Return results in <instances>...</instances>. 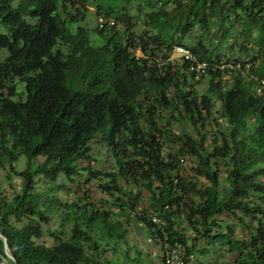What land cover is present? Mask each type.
Wrapping results in <instances>:
<instances>
[{"label":"trees","instance_id":"16d2710c","mask_svg":"<svg viewBox=\"0 0 264 264\" xmlns=\"http://www.w3.org/2000/svg\"><path fill=\"white\" fill-rule=\"evenodd\" d=\"M94 140L110 171L90 169ZM0 167L21 180L0 190L7 264H138L131 219L161 261L264 264V0H0ZM80 176L107 197H78Z\"/></svg>","mask_w":264,"mask_h":264},{"label":"rangeland","instance_id":"374dc122","mask_svg":"<svg viewBox=\"0 0 264 264\" xmlns=\"http://www.w3.org/2000/svg\"><path fill=\"white\" fill-rule=\"evenodd\" d=\"M18 1V0H15ZM87 9H89L88 13V20L91 24L97 22L96 18V12L94 7L91 5L86 6ZM179 56L176 53V49L171 53V58ZM92 153L95 160H88L90 169L92 171H110L111 167V158L109 150L107 149L106 145H103L102 143L98 142V140L92 141ZM184 167L190 168L192 165V159H190L188 156H184L181 159ZM88 165L84 162L83 166ZM16 168L18 170H22L25 167V162L23 159H20L15 164ZM8 173V167L6 169L0 167V190L2 191V196H9L13 191L20 189L21 180L18 177L13 176L11 178V184H8L6 181V175ZM76 182H70L68 183L69 187L71 188L72 192H75L78 197H80L83 193H87L92 200H95L98 202V200L103 199L107 197V194L103 191V189L100 187V184L97 180H89L86 176H80L75 177ZM64 180L63 176L59 177L58 183H62ZM37 181V189L40 187H43V180L41 178H38L36 176ZM103 183V182H102ZM65 192L64 190L59 191L58 195L70 200L71 197H73V194ZM101 201V200H100ZM222 217V216H220ZM56 216L53 218V220L50 222L48 226L44 227V234L39 239V241L45 243L46 245H51L53 242V238L46 232V229H54L57 227L56 223ZM222 219L232 225L234 229V237L237 239L243 240L246 237V234L248 233L247 228L242 226L240 223L236 222L235 220L231 218H223ZM127 238L126 243L122 244L123 247H126L127 245L130 246L129 256L131 258L136 257L139 262L138 264H160L162 257V252L160 249V245L153 241L151 238H149L147 231L145 230L143 224H138L134 222V220H130L129 223H127ZM138 250L140 252L142 260L136 256L135 250ZM109 258L115 259V257L110 253L108 255ZM232 255L227 252H220L219 255L212 254L210 257H206L204 260L206 262L210 261H217V262H223L224 260L231 259ZM0 264H7L5 260L1 259Z\"/></svg>","mask_w":264,"mask_h":264},{"label":"built area","instance_id":"2783aa9c","mask_svg":"<svg viewBox=\"0 0 264 264\" xmlns=\"http://www.w3.org/2000/svg\"><path fill=\"white\" fill-rule=\"evenodd\" d=\"M176 53L179 56H182L183 58L190 60L193 59V56L191 55V53L183 48V47H177L176 48ZM198 69L199 68H204L205 67V63H198L196 66ZM180 263V259L178 256L177 251L172 250L170 253H168L165 257H164V261H161L160 264H179Z\"/></svg>","mask_w":264,"mask_h":264},{"label":"water","instance_id":"95a60500","mask_svg":"<svg viewBox=\"0 0 264 264\" xmlns=\"http://www.w3.org/2000/svg\"><path fill=\"white\" fill-rule=\"evenodd\" d=\"M2 241H3V246H4V250H5L6 255L11 256L9 253L8 245H7V239L5 237H2Z\"/></svg>","mask_w":264,"mask_h":264}]
</instances>
